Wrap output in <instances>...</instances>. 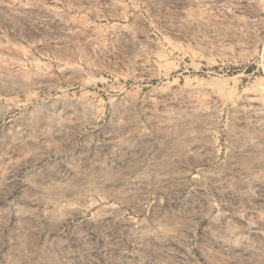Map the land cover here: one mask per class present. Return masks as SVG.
I'll return each mask as SVG.
<instances>
[{"label": "rangeland", "instance_id": "1", "mask_svg": "<svg viewBox=\"0 0 264 264\" xmlns=\"http://www.w3.org/2000/svg\"><path fill=\"white\" fill-rule=\"evenodd\" d=\"M0 264H264V0H0Z\"/></svg>", "mask_w": 264, "mask_h": 264}]
</instances>
